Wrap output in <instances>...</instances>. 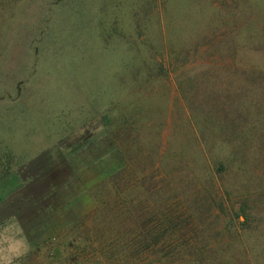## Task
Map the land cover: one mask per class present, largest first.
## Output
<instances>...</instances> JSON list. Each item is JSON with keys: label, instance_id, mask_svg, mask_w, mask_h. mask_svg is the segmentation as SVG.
Here are the masks:
<instances>
[{"label": "rangeland", "instance_id": "374dc122", "mask_svg": "<svg viewBox=\"0 0 264 264\" xmlns=\"http://www.w3.org/2000/svg\"><path fill=\"white\" fill-rule=\"evenodd\" d=\"M0 233L264 264V0H0Z\"/></svg>", "mask_w": 264, "mask_h": 264}, {"label": "clouds", "instance_id": "9594fccd", "mask_svg": "<svg viewBox=\"0 0 264 264\" xmlns=\"http://www.w3.org/2000/svg\"><path fill=\"white\" fill-rule=\"evenodd\" d=\"M28 250L27 240L22 234L18 239H14L0 233V264H13L15 259L26 255Z\"/></svg>", "mask_w": 264, "mask_h": 264}]
</instances>
